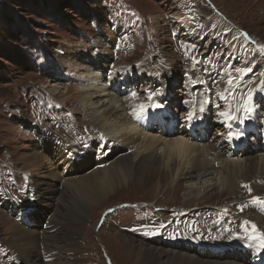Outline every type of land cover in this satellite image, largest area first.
Segmentation results:
<instances>
[{
  "label": "rangeland",
  "instance_id": "1",
  "mask_svg": "<svg viewBox=\"0 0 264 264\" xmlns=\"http://www.w3.org/2000/svg\"><path fill=\"white\" fill-rule=\"evenodd\" d=\"M182 12L184 16L187 12L199 20L194 23L182 18ZM181 21L184 22L181 24ZM186 24L191 25L194 32L185 37L181 34ZM127 65L132 71L142 70L141 74H146L143 77L150 84H145L146 90L138 96L122 101L124 111L119 104L116 111H111L109 97L99 91L102 85L107 88L109 80L101 71L112 74L111 70L118 68L120 72ZM208 70L217 75V81L208 84L217 92L213 94V100L208 95L207 104L223 102L214 105L219 111L217 117H222L221 111L233 101L231 96L235 88L233 83H228L232 77L240 82L243 74L246 77L254 73L250 79L253 87L244 94L251 90H254L252 93L264 92V0H0V193H12L19 200H23V196L32 198L33 189L36 192L32 176H39L42 170L51 177L55 170L62 171L63 165L56 161L57 158L45 159V154L40 151L48 136L42 134L43 129L62 134L72 151L83 153L85 148L91 147L92 152L98 154L104 147H99V142L112 140L123 144L124 151L130 153L140 142L139 134L133 142L126 132L118 133L117 138L109 137L110 125H103V122L112 119L139 121L135 113L140 105L147 110L150 100L162 99L167 109V104L171 105L166 115L177 121L176 128L180 129L181 136L190 138L193 135L186 136L191 133L188 120L193 112L174 97L177 93L182 96L181 89L186 86L185 92L193 93L190 89L193 71L197 74L194 78L202 81ZM96 75H100L98 91L84 93L86 83ZM172 77L176 79L175 84L180 78L185 84L168 86V83L172 84L169 80ZM126 78L130 79V76ZM131 79L139 81L136 76ZM124 86L126 89L133 87L126 81ZM211 88H206L207 93L213 90ZM228 88L233 93L229 92L228 97L222 93V98L218 92ZM158 92L161 94L157 95ZM86 94L93 95L89 100L94 104H82ZM125 96L127 94L120 99ZM142 97L145 99L140 101ZM197 97H200L198 89L186 97V104L189 106ZM257 107L264 108L259 104ZM229 113L234 114L232 110ZM98 117L102 118L101 122L97 121ZM150 123L147 139L157 135L160 137H156L160 141L158 145L164 143L169 138L163 134L167 127L155 130L153 125H161L159 121L153 119ZM142 124H135V127L138 132L145 133ZM223 141L219 137L213 143L219 148ZM158 145L155 147L158 152H164V145ZM33 154L37 155V161L30 159ZM133 157L142 158L134 154ZM191 157L193 155L187 156V162ZM212 161L215 166L219 164L218 154L213 155ZM227 161L222 160V164ZM31 163L33 172L25 168ZM218 171V167H213L201 176L192 177L181 171H166L161 178L157 179L155 175L156 179L151 181H142L138 175L119 181L111 193L88 206L87 218L78 224L79 259L76 264H148L130 253L120 234L152 246L147 236L201 241L210 240L211 236L221 240L222 232L231 228L243 241V227L230 221V217L234 210L252 209V198L263 194V187L258 186L264 185V176L253 178L252 184H247L251 192L243 184L231 191L224 183L234 178ZM238 174L245 175V170L238 169ZM56 184L61 189L62 183L57 181ZM32 207H38L37 201ZM46 213H49L47 208L40 209L41 217L35 215L46 220ZM49 214L51 216V212ZM19 225H22L20 220L0 207V264L25 262L20 251L9 244L13 230L21 229ZM55 227L52 231L60 236L66 231L60 225ZM178 246L186 247L183 243ZM160 247L174 253L180 248ZM16 253L21 259L14 255ZM61 253L67 255L68 251ZM52 256L51 252L46 254L42 263L54 264L49 259Z\"/></svg>",
  "mask_w": 264,
  "mask_h": 264
},
{
  "label": "bare ground",
  "instance_id": "2",
  "mask_svg": "<svg viewBox=\"0 0 264 264\" xmlns=\"http://www.w3.org/2000/svg\"><path fill=\"white\" fill-rule=\"evenodd\" d=\"M186 14L187 15L184 16L185 14L182 12L180 17L189 19L194 23H197V20H199L197 17L192 18L187 12ZM183 22L184 21H181L180 23L182 24ZM193 32V27L186 24L183 34L188 35ZM105 58L106 57H104V59ZM101 72L102 75H105L109 80H111V85L113 86L112 88H109V85H107L106 88L102 85L99 90L101 93L104 92V95L109 97L108 108H110L111 111H116V106L119 104L121 107L120 109L124 111L122 109L124 107L122 101L132 98L131 94H127L125 99H123L124 97L120 99L125 93H127V89L122 87V84H124L122 80L126 81V79H128L126 77L129 76V74H125L127 71L123 68L120 71L122 73V80L119 79L114 81V77L116 75L114 76L106 70H102ZM123 74H125V76ZM143 76H146V74H143ZM99 77L100 75H96L89 82L85 80L87 83L84 93H86L85 91L95 92V90H97L96 87L98 86V83H100ZM145 78L146 77H144V79ZM198 78L201 77L198 76ZM169 80L172 84H175L176 82L175 77H172ZM145 84L146 83H144V85ZM197 89L200 93V97H197L199 104L193 108V112L196 113L197 116L191 120L190 124L191 126H199L200 132L198 133V136L194 130V135L186 139L184 136H181L182 134L179 131L174 133L177 124L174 119H167L164 116L167 106L163 105L164 102L160 99L159 100L161 102H158V100H150L149 102L151 103L147 111H138L135 113L136 116L138 115L137 118L139 121H137L139 124L143 123L142 127L145 133L138 132L134 123L136 120H133V122L132 120L117 122L112 119V123L109 121L103 122V125H110L111 130H109L108 133L111 135L109 137L117 138L118 133L125 134L124 132H126L128 138L133 142L136 141L135 139L139 134L138 139H140V142L137 145V148L134 149V151L132 150L130 153H126L124 151L125 146L123 144L112 140L102 143L101 147H104H102L98 154L92 152L91 150H86L85 153H82L80 150H75V147H73L75 151H72V149L66 144L64 136H61L62 134L53 131H48L46 133L48 136L43 140V143L40 146V151L42 154H45V159L50 156L57 158L56 161H58V163L60 162L63 165V168L61 172H57V170H55V174L52 177L44 170L39 171V176H37V174L32 176L37 194L36 201H38L41 208H47L49 213L51 212V216L47 213V220L50 216L47 224L39 222L38 226L28 225V228L24 225H19L21 229L19 228L13 230L9 239V244L13 245L18 251H20V254L26 262H24V264H43L42 257L50 252L53 256L49 259L50 262H54V264H67V262H69V264H76V259H79L77 255V234L79 232L78 227L80 225L78 226V224L87 218V214L89 213L87 209L88 206L100 201L104 196L111 193L115 189L119 181H126L132 175H138L142 181H151L156 179V177H154L155 175H157V179L161 178L166 171L170 173L174 171H181V174H186L192 177L201 176L203 173L209 172L213 167H218V173H224V169H227L224 175L228 178L230 176L234 178V180L226 179L227 181L224 183L231 191L239 189L242 184H252L253 178L264 176V155H245L241 159V161L244 162L234 158L225 157L224 152L226 151V148L224 142L234 139V137L231 139L228 138V131L222 137L224 140L223 145L219 148L216 143H199L196 141L200 138V134H204L202 128L204 124V122H202L204 120V115L198 114L197 109H202L203 106H208L207 89L204 87H198ZM91 97H93V95L86 94V96L82 99V104H94L93 101L89 100ZM132 104H134V102H132L131 105ZM225 104L227 103L225 102ZM154 105L159 106L155 107ZM103 112L105 114L106 111L103 110ZM100 118H97L98 122H101L99 121ZM153 119H157L159 124L162 125V128L167 127L163 134H167L169 138H167L164 143L159 144L164 145V152H158L159 150L155 148L160 142L156 139V137L159 139L160 137L154 135L147 139L148 131L151 132L150 124L152 123L150 122ZM228 122H230V120ZM113 130L117 131L115 132ZM171 133L174 134L171 136ZM165 138L166 137H164L163 140H165ZM107 154L109 155L107 156ZM133 154L137 156L140 155L142 158H134ZM214 154H218L219 158V164L216 166L212 161ZM191 155H193V157H191V161L187 162V156L190 157ZM40 157L41 154L38 153L39 160ZM30 159L35 161L37 159V155L33 154L30 156ZM222 160L228 161L225 164H222ZM237 165L239 167H237ZM25 168L32 171L34 168L33 163L28 164ZM163 169L165 170L164 172ZM238 169L240 171L245 170V175L238 174ZM41 178H43V180H41ZM57 181L62 183L61 189L56 184ZM66 183L69 184V186H67ZM40 185H44V187L48 189H44V187ZM40 187H42L43 190L40 191ZM258 187H263L262 192L264 193L263 183ZM45 195L46 197H44ZM252 200L251 202H253ZM55 202L57 203L54 204ZM236 207H238L237 204ZM30 212V210H26L24 215L27 216ZM234 213L240 214V211L236 210ZM58 215L63 219H60ZM244 216L254 222L264 232L263 217L257 214H244ZM39 220L40 219H38V221ZM26 224H28V222ZM55 225L63 227V229L66 230L64 234L60 236L58 232L52 231V228H57ZM216 226L217 225H215V227ZM28 231H34V233ZM54 232L56 233L53 234ZM121 235L122 234H120V237L123 242L126 243L130 253H132V255L134 254L136 259L147 262L148 264H247L237 259L236 256L222 259L202 257L196 250H192L194 245L191 243H186V247L182 246L174 253L171 250L161 248V245L158 246L152 244L151 246L146 244L144 241L137 242L136 239L133 240L129 236ZM228 250L231 251L233 249L229 248ZM63 251H68V254H66L69 257L67 255H62L61 252ZM14 255H17V257L21 259L19 254L16 253Z\"/></svg>",
  "mask_w": 264,
  "mask_h": 264
},
{
  "label": "snow or ice",
  "instance_id": "3",
  "mask_svg": "<svg viewBox=\"0 0 264 264\" xmlns=\"http://www.w3.org/2000/svg\"><path fill=\"white\" fill-rule=\"evenodd\" d=\"M231 82L232 81L229 80V83H231ZM132 95L136 96V93L133 92ZM220 95L222 98H224L222 93ZM249 99H250V97H249ZM154 106L158 107L159 105H154ZM139 107H140V110L143 111L145 106L140 105ZM242 107H243L244 112L246 114H248L252 111L251 107L249 106V104L247 102ZM219 115L225 118L226 126L228 128H231V124L227 123V121L232 120V119H236V117L229 112H221ZM241 122H242V120H241ZM240 135H241V133L229 132L228 138L229 139H231L233 137L239 138ZM243 187L247 188L249 190V192H251V188L247 184L243 185ZM252 199H253V201H256V200H259L260 198L259 197H253ZM109 211H111V209H109ZM161 227H163V225H161ZM241 227H243V229H244V232L246 234V238L249 241L255 242V246H256L257 251L264 249V232H261L257 228V225L255 223H252L251 221L245 220L243 222V225H241Z\"/></svg>",
  "mask_w": 264,
  "mask_h": 264
}]
</instances>
